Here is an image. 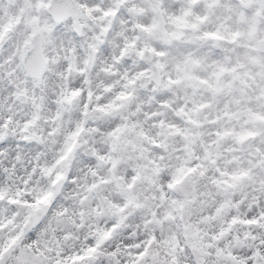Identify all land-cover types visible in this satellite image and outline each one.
Returning <instances> with one entry per match:
<instances>
[{
  "label": "snow or ice",
  "instance_id": "1",
  "mask_svg": "<svg viewBox=\"0 0 264 264\" xmlns=\"http://www.w3.org/2000/svg\"><path fill=\"white\" fill-rule=\"evenodd\" d=\"M0 264H264V0H0Z\"/></svg>",
  "mask_w": 264,
  "mask_h": 264
}]
</instances>
